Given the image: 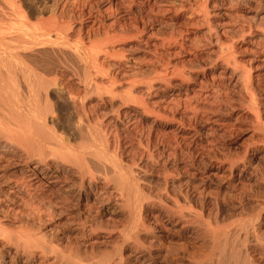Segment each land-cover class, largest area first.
<instances>
[{"label":"bare ground","instance_id":"1","mask_svg":"<svg viewBox=\"0 0 264 264\" xmlns=\"http://www.w3.org/2000/svg\"><path fill=\"white\" fill-rule=\"evenodd\" d=\"M0 264H264V0H0Z\"/></svg>","mask_w":264,"mask_h":264}]
</instances>
